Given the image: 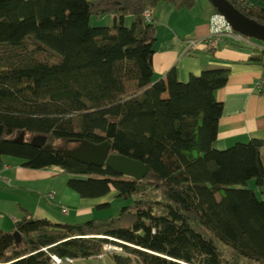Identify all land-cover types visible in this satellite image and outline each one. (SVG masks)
Segmentation results:
<instances>
[{
  "label": "trees",
  "instance_id": "trees-1",
  "mask_svg": "<svg viewBox=\"0 0 264 264\" xmlns=\"http://www.w3.org/2000/svg\"><path fill=\"white\" fill-rule=\"evenodd\" d=\"M160 1L194 3L0 0V160L58 166L81 198L114 191L128 201L114 216L79 222L26 215L0 229V264L97 257L105 245L119 248L107 253L114 264H264V201L248 187L264 182L262 141L212 146L222 114L214 93L228 69L183 82L171 68L153 80L155 30L143 11ZM229 1L264 24V8ZM93 13L112 14V25L91 26ZM262 44L248 61L264 70ZM35 135L45 136L44 144L33 145ZM82 140L108 141L110 152L144 163L146 176L136 180L63 155Z\"/></svg>",
  "mask_w": 264,
  "mask_h": 264
},
{
  "label": "crops",
  "instance_id": "crops-1",
  "mask_svg": "<svg viewBox=\"0 0 264 264\" xmlns=\"http://www.w3.org/2000/svg\"><path fill=\"white\" fill-rule=\"evenodd\" d=\"M249 2L264 8L262 1ZM215 13L218 12L209 0H194L190 7L184 8L160 1L152 8L155 30L152 78L161 79L174 68L178 80L185 82L203 70L228 69L226 84L214 93L216 100L222 103V114L212 146L225 149L236 142L257 138L262 141L260 154L264 163V92L255 89L264 70L260 64L248 61L254 47L263 46V42L226 36L214 49L206 48L203 43L189 49L190 40L208 35L210 18ZM70 177L72 175L58 166L32 169L24 167L17 158L3 156L0 160V229L11 230L14 223L26 215L52 222H63L64 217L67 221L79 222L92 216L96 205L107 195L81 198L67 185ZM248 187L264 201V182L257 187L251 180ZM50 192L52 197L48 196ZM109 194L115 196L114 191ZM61 205L67 208V214L61 212Z\"/></svg>",
  "mask_w": 264,
  "mask_h": 264
},
{
  "label": "water",
  "instance_id": "water-1",
  "mask_svg": "<svg viewBox=\"0 0 264 264\" xmlns=\"http://www.w3.org/2000/svg\"><path fill=\"white\" fill-rule=\"evenodd\" d=\"M221 14L233 31L264 43V24L248 17L229 0H209ZM2 135V125L0 124V138ZM23 140V136L19 137ZM46 141L45 136H32L30 142L35 146H41ZM64 156L70 157L76 161L92 164L96 166H105L110 168L114 173L132 177L136 180L144 178L147 174L148 167L141 161L132 159L128 156L110 152V143L103 141L93 143L82 140L78 145L62 149ZM16 243L20 241V235L17 231L13 232Z\"/></svg>",
  "mask_w": 264,
  "mask_h": 264
},
{
  "label": "built area",
  "instance_id": "built-area-1",
  "mask_svg": "<svg viewBox=\"0 0 264 264\" xmlns=\"http://www.w3.org/2000/svg\"><path fill=\"white\" fill-rule=\"evenodd\" d=\"M237 1L245 3V0ZM143 19L147 23L153 21L152 8H148L143 11ZM226 36H234L240 38L246 37L233 31L224 17L219 13H215L210 18V30L208 35L199 40H190L188 42V48L192 49L197 47L200 43H203L206 48L214 49L218 46V44L224 42ZM255 89L259 92H264V76L259 78V80L256 82ZM48 196L52 197L53 193H48ZM60 209L62 213L67 214V208L65 206L61 205ZM51 262L52 264H69L73 263L74 259L69 257L60 258L56 255H51Z\"/></svg>",
  "mask_w": 264,
  "mask_h": 264
},
{
  "label": "rangeland",
  "instance_id": "rangeland-1",
  "mask_svg": "<svg viewBox=\"0 0 264 264\" xmlns=\"http://www.w3.org/2000/svg\"><path fill=\"white\" fill-rule=\"evenodd\" d=\"M89 1H95V0H89ZM131 17H125L124 18V25L129 26L131 24ZM89 23L91 26H110L113 23V16L110 13H102V14H96L93 13L90 17ZM70 148V147H69ZM108 202L109 205L101 208H94V212L92 216H89L88 218H84L82 221H86L91 218H106L109 216H114L118 213L120 208L128 203L127 200H124L120 197L112 196L111 194H108L107 197L104 200L99 201V204L102 202ZM64 221H67V218H63ZM119 248L114 245H105L103 248V253L99 255V258L95 257H89L84 259H74L73 263L69 264H114L111 257L107 255L110 251H118Z\"/></svg>",
  "mask_w": 264,
  "mask_h": 264
}]
</instances>
